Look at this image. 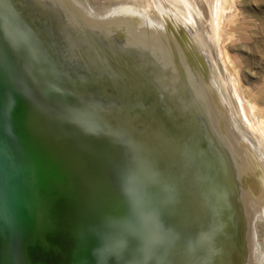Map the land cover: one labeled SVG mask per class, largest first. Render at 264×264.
Returning a JSON list of instances; mask_svg holds the SVG:
<instances>
[{
    "label": "water",
    "instance_id": "obj_1",
    "mask_svg": "<svg viewBox=\"0 0 264 264\" xmlns=\"http://www.w3.org/2000/svg\"><path fill=\"white\" fill-rule=\"evenodd\" d=\"M170 3L177 6L180 1L170 0ZM122 4H129L131 9L139 12L142 17L139 18L140 23L133 17L119 14L120 7L115 6L125 7ZM0 13L8 22L9 32V48L7 43L0 45V92L3 90L4 97L7 96L3 105L0 95V264H44L41 258L51 249L49 237L56 233L65 242L63 249L54 250L55 254L60 251L58 255H63L62 264H69L76 258L77 236L84 240L82 262L79 264H155L157 257L152 252L150 254V247L152 244L156 247L152 238L158 239V233L150 232L143 245L134 224L135 213L149 214L145 216L147 227L153 230L151 212L146 210L148 207H144L143 199L138 195L143 192L135 181L138 170L135 164H131L134 162L133 154L138 155L143 149L138 135L145 133L144 136L151 138L159 160L184 191L190 195L189 191L192 192L191 196L203 211L202 198L194 197V188H189L190 184L195 187L196 182L190 183L185 175L196 173V160L193 157L187 159L189 169H185V164L181 181L175 169L177 160L161 144L164 133L174 140H186L171 124L170 118H177L182 123L190 122L195 113L182 115L179 101L168 98L179 95L182 87L188 88L191 95L197 98L213 137L226 152L222 161L218 148L202 138L217 160L218 178L222 180L219 184L226 188L228 205L236 210L237 235L243 241L242 246L247 248V214L253 213L258 201L251 192L245 193L236 175H233L234 168H241V161H248L246 152L230 128L227 116L213 102L207 79L199 77L178 41L172 39L164 27L158 26V12L152 16L146 11L145 3L139 0H122L108 7L100 4L99 0H0ZM92 22L94 24L90 25ZM125 54L139 61L144 57L145 69H134L136 61L125 59ZM17 65L23 66L32 77L39 93L51 90V96L59 92L62 100L66 98L61 94H67L70 100L73 98V102L80 107L78 115L76 112L73 114L91 140L100 147L97 152L85 150L84 143L75 138L72 124L60 115L59 109L39 99L31 86L28 85L31 94L26 91L27 84ZM110 69L117 75V81L122 78L120 85L112 77ZM6 72L11 77L10 88L5 87L4 76H1ZM178 80L184 86L178 84ZM134 94L149 104L158 120L151 117L144 126L140 122L141 114V117L134 115L116 125L102 114V111H113L115 108L114 111L120 109L126 112V104L138 100ZM12 103L15 106L10 110ZM109 105L118 107L111 108ZM191 123V127L201 134V124L195 119ZM22 150L26 152L23 155ZM119 150L121 161L127 168L126 175L130 176L128 185L119 173V163L113 160L114 153H119ZM218 164H225L227 171L230 166L232 175L229 171L226 175L222 174ZM69 172L76 174L77 184L67 178ZM185 180H188V185ZM47 184L53 190L46 210ZM84 185L94 191L92 210L83 201L80 187ZM216 185L214 192L218 194L220 190ZM159 188L166 199H174L170 191ZM61 201L71 209V221L67 224H63L58 207ZM135 203L138 207L134 206ZM24 208L26 214H22ZM181 208L176 209L179 223L187 230V241L192 242L196 249V264H204L205 252L199 239L193 237L196 225L189 213ZM44 214L49 219L48 233L45 247H41L38 232ZM94 214L93 222L91 216ZM209 217L204 212L201 222L205 224ZM16 221L24 231L17 237V247L10 261L7 243ZM22 234L24 237L30 234L28 246L22 244ZM160 235L159 239L166 238V234ZM212 250L215 263L219 264L222 260L220 252ZM235 258L237 263L242 264L246 256L242 252L233 253L230 262Z\"/></svg>",
    "mask_w": 264,
    "mask_h": 264
},
{
    "label": "bare ground",
    "instance_id": "obj_2",
    "mask_svg": "<svg viewBox=\"0 0 264 264\" xmlns=\"http://www.w3.org/2000/svg\"><path fill=\"white\" fill-rule=\"evenodd\" d=\"M8 33H9L8 22L5 16L2 13H0V36H1L0 45L1 46L6 45L7 43V47L9 48L7 41ZM16 68L17 70L20 71L22 75V79L27 84V86L25 85L26 91L29 94H31L29 89V86H31L34 90L33 93H35V95L39 99H43V102H46L50 107L59 109L61 112L60 115L63 118L67 119L72 124V128L74 129V136L78 141L84 143L83 146L85 147V150L89 152H93V151L97 152L100 149V147L96 143H94L93 140H91L85 128L79 125L78 118L75 117V115L73 114V112L74 113L76 112L77 114L78 113L77 111H79L80 108L75 102H73V98L72 100H70V96H68L67 94L65 95L61 94L62 96H65L64 99L66 98L65 100H62L60 99L61 97H59L60 96L59 92H54L55 95L51 96L52 93L50 92H53L51 90H49L48 92L39 93V91H37V86L34 87L35 85L34 80L28 74V72L24 70L23 66L17 65ZM109 71L112 74V77L116 79L115 77L117 75L114 74V71L112 69H110ZM0 74H2V71H0ZM10 74L11 75L13 74L12 71H10ZM1 76H4L3 79H4L5 87L10 88L11 77L9 76L8 72H6L5 75H1ZM117 84L120 85L119 80L117 81ZM178 84L184 86L183 82L180 80H178ZM6 88L5 91L7 92ZM180 94L181 96L176 95L178 96L176 97L171 95L168 98L177 100L179 101V103L181 102V100L182 101L184 100L183 104L181 103L179 104L182 115H186L191 112H194L196 114L197 112H195V110L197 111L196 108H199L198 107L199 105H196V103L197 104L199 103L194 101V99L190 97L191 93L188 92V89L186 87H182ZM0 95H1V102L3 105H5L4 100H6L7 96L6 98L4 97L5 94L3 90L2 92H0ZM182 95L185 97L184 99H182L183 97ZM132 97L133 96H131L130 98ZM137 99L138 100L136 101L132 100L130 101V103L126 104V107L124 109L126 110V112H121L120 109H118V111H114L115 109H117L115 108L113 109V111L109 109L102 111L103 112L102 114L107 116L109 122L115 123L116 125L125 121L126 118H132V116L134 115L135 116L139 115L141 117V114H142V118H140V122H142L144 126H146V123L149 120H151V117H154L156 120H158L155 111L149 106V104L145 100H141L142 98H137ZM213 99L218 105L216 97L213 96ZM98 101L100 103L102 102L105 103L102 99H98ZM14 106H15L14 103H12L9 106V109L12 110ZM109 106L111 108L118 107L113 105H109ZM8 113L9 111L7 109V114H6L7 117H8ZM223 113L224 112H222V114ZM194 119L197 122H199L200 118L194 115V118L191 119L190 122L188 120L187 122L184 123L179 122L177 118L176 119L170 118L171 124L177 127L178 129L177 131L181 132L180 135H182L188 141L184 139L174 140L171 137L166 136V134L164 133L163 135H161V144L165 149H167L168 153L173 154L174 158L177 160L179 165L176 163L175 169L177 171V177L180 180L182 177L181 173L183 172V168L185 164H186L185 169L186 170L189 169L188 168L189 163L187 164V159L193 157L196 160L194 161L196 162V164H198L196 166L198 171L196 170V173L194 175H190L189 173H185V175L187 179L190 180V183L191 181L196 182L195 187H192V185L190 184L189 188H191L192 190L194 188L193 190L194 197L202 198L203 211L205 212V214L210 215L209 220L207 218V222H205V224L201 222L202 216L204 217V212L200 209L194 198L191 196L192 192L189 191L191 193L190 195L188 192L184 191L178 184L179 181L176 179L178 181L176 182L172 178L170 173L167 171V169L164 167L162 162L159 160V156L154 146L150 142L151 138L144 136L146 135L144 133V135H138L139 140L141 142L140 145L142 146L143 149H140L141 150L139 151L140 154L139 153L138 155L133 154L134 162L131 164L132 165L135 164L136 166L135 165L134 166L138 170L137 171L138 174L136 176L135 181L137 186L141 187L142 189L141 191L143 192L142 194L138 192L137 193L143 199L142 204L144 205V207L145 208L148 207L146 210L151 212L150 215L152 217V223H153L151 227L153 228V230L147 227V221L145 216H149V214H141V213L137 214L135 213L136 211L135 207L133 208L135 210L134 224H136L138 228L140 234L139 236H141L140 238L142 242L147 240L146 238H148L150 232L152 233L156 232L155 235L158 233V239H154L151 237L155 241L156 247L154 246V244H152V247H150L151 248L150 254L152 252L157 257L155 264H158V262L159 264H196V259H197L196 249L194 248L192 242L187 241L186 239L187 230L181 223H179V217H178L179 213L176 210L178 208L179 210H181L182 209L181 207H183L187 211V213H189V215L192 217L194 225H196V228L194 230L195 233L193 234L194 235L193 237H195L196 240L199 239V244L201 245L200 247H202L203 251L205 252L204 264H216L212 249H214L215 253L216 251L220 252L222 260L221 262H219V264H238L236 258L234 261L231 260L230 262V256H232L233 253L241 252L242 250L240 244L241 239L238 238L237 235L238 223L236 221L237 217H235L236 210L228 205L227 203L228 194H226V188L225 186L224 187L221 186L223 184H219L222 182V180L221 178H218V170L216 168L217 160H215L210 150L211 147L205 146L204 143L202 142V138L205 139L203 130H201V134H200V132H198L196 129H193L191 127L192 126L191 121H193ZM146 128L148 129V127ZM2 132L4 131L2 130ZM191 142L193 146L190 144ZM210 142L211 143L209 144H211L213 147L215 146L216 148H218L220 152V157L222 161H224L223 152L221 151V147L219 146V143L216 140ZM22 152H23L22 155L26 153L24 150H22ZM117 152L119 153H114L113 160L119 163L117 166L119 173L121 177L123 176V178L125 179V183L128 185L130 183V176L128 175L129 176L128 177L126 175L128 174L126 171L127 168L126 165L123 164V161H121L122 160L121 151L119 150ZM218 168L220 169L222 174L224 175L227 174L226 170L224 169L225 168L224 165L221 164V166L219 165ZM203 169L207 172L209 179L208 177L205 176V172ZM75 177H76L75 173L69 172L67 178L75 185L77 184ZM188 180H185L187 185L189 184ZM156 183L158 184V186ZM214 185H216V187L218 186L220 190L218 194L214 192L215 191ZM159 187H162L170 191L173 194L174 199L169 197L168 199H166V197L160 193ZM221 187H223V190L225 192L221 189ZM80 188H82L81 190L83 191V193L82 192L81 193L84 196L83 197L84 204L86 205L87 208H90L92 210L94 203L93 189L88 185H84V187H80ZM246 189H249L251 191L252 196L258 202L264 198V188H262L260 184L253 183L251 187L247 186ZM51 190H53L51 185L47 184L48 194L46 195L44 201L45 204L44 208H46V210L49 204V197ZM70 191L73 192L72 190ZM75 193H80V191H76ZM261 205L263 208L264 201L263 204ZM134 206L138 207L137 203H135ZM25 210L26 209L24 208L22 214H26ZM28 214L29 212L27 210V216ZM30 215H32L33 217V214ZM94 217H96V214L91 216V221L93 222L95 221ZM43 218H44L43 224L40 228V231L38 232L39 237H41V247L42 246L45 247L44 241H45V236L48 233L47 227L49 220L46 214H44ZM23 231H24L23 228H21V226L16 221L11 237L7 243L8 257L10 261L15 252V247H17V237L20 234V232ZM161 233L166 234V238L163 237L164 239H159L160 237H162V235H160ZM30 239H31L30 234L26 235L25 237L23 235L22 244L25 243V246H28L30 243ZM82 239L83 238H81L80 236H77V240H78L76 246L77 255L76 258L70 260L71 262L69 261V264H71L72 262H76L74 264H79L80 262H82L80 261L83 256L82 245L84 240ZM154 241H152V243H154ZM61 244H65L64 239H62ZM145 244L146 243L144 242L143 245ZM139 247H138V251L140 249ZM156 248H158V250ZM179 252L181 256L180 263H178ZM58 254H61L60 251L56 252L55 255ZM62 263L63 260L59 257L55 259V262L53 264H62Z\"/></svg>",
    "mask_w": 264,
    "mask_h": 264
},
{
    "label": "rangeland",
    "instance_id": "obj_3",
    "mask_svg": "<svg viewBox=\"0 0 264 264\" xmlns=\"http://www.w3.org/2000/svg\"><path fill=\"white\" fill-rule=\"evenodd\" d=\"M99 1L108 7L122 0ZM139 1L145 3L146 11L152 16L158 12V26L164 27L168 35L178 41L199 77L207 79L211 89L208 91L212 98L216 97L219 106L214 99L213 102L227 116L229 126L248 158L246 163L241 161L240 169L234 168L235 173L233 170L241 188L244 187L245 193L251 192L246 187H251L253 183L264 188V0H179L177 6L170 0ZM122 5L125 7L115 6L120 7L119 14L133 17L140 23L139 12L131 9L129 4ZM125 56V59L136 61L134 69H145L144 57L139 61L130 54ZM190 97L199 102L193 94ZM183 101L180 103L183 104ZM198 107L195 116L200 118L205 140L211 143L216 139L203 116V109L200 105ZM221 151L224 158L226 152L222 147ZM224 169L232 175L230 166L228 171ZM263 201L264 198L257 202L252 214H247V248L242 246L243 241L240 240L241 252L246 256L242 264H264ZM58 207L63 224L69 223L70 207L64 201ZM61 237L57 233L49 237L51 249L41 258L44 264H53L55 259L63 258V255L54 253L56 248L63 249L65 246L61 244ZM180 258L179 252L178 263Z\"/></svg>",
    "mask_w": 264,
    "mask_h": 264
}]
</instances>
